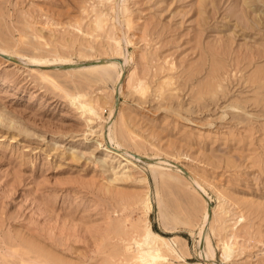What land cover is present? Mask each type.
<instances>
[{
  "label": "rangeland",
  "instance_id": "374dc122",
  "mask_svg": "<svg viewBox=\"0 0 264 264\" xmlns=\"http://www.w3.org/2000/svg\"><path fill=\"white\" fill-rule=\"evenodd\" d=\"M0 49V264H141L147 225L202 263L199 188L264 264V0H0Z\"/></svg>",
  "mask_w": 264,
  "mask_h": 264
},
{
  "label": "bare ground",
  "instance_id": "6f19581e",
  "mask_svg": "<svg viewBox=\"0 0 264 264\" xmlns=\"http://www.w3.org/2000/svg\"><path fill=\"white\" fill-rule=\"evenodd\" d=\"M0 58L1 59L3 58V60L5 59V62L12 61L11 55L1 49H0ZM32 62L38 65H41L40 67L42 68L49 67L47 66V64L50 63L49 61H42V60H33ZM54 62H57V60H55ZM60 62L63 63V62H68V61L60 60ZM62 65H69V64L64 63ZM68 67H73V66H68ZM117 67L118 66H116L115 64L111 62L105 61L99 64H92V63L88 64L84 67L78 68L77 71H92V72L97 71L103 75H106V76L108 75L107 77H109L111 75L110 72L112 70H115ZM119 79H120V75L117 73V81ZM106 141H107L108 147H110V145H113V148H111V151L120 152L121 150L120 146L119 145L114 146L113 140L110 134L107 135ZM150 166L153 169L169 167L166 161L150 163ZM198 191L202 195V198L205 202V208H204V213L202 217L203 219L199 227V234H198L199 239H198V245H197L198 258L202 263H198V264H225V262H227L229 258L225 256L223 257L221 261L216 260V252H215L214 247L212 246L210 236L208 234L209 216L212 213V208L209 206V202H210L209 197L207 196V193H205V191L202 188H199ZM138 236H139L138 240L135 241V245H136L135 250H137V252L136 251L135 252L136 254H138V257L140 258L139 262L141 264H155L156 262L159 263V261H163L165 260L163 253H168V254L175 253L174 254L175 256L176 254L178 255V251H177L178 249H176V246L174 245V243L171 240L164 238L160 236L159 234L155 233L154 231H152L151 227H149L148 225L146 226L145 230L141 232V235H138Z\"/></svg>",
  "mask_w": 264,
  "mask_h": 264
},
{
  "label": "water",
  "instance_id": "95a60500",
  "mask_svg": "<svg viewBox=\"0 0 264 264\" xmlns=\"http://www.w3.org/2000/svg\"><path fill=\"white\" fill-rule=\"evenodd\" d=\"M61 69H72V68H75L74 66L73 67H68V65L66 66H60Z\"/></svg>",
  "mask_w": 264,
  "mask_h": 264
}]
</instances>
